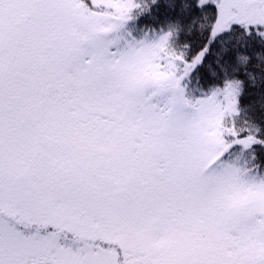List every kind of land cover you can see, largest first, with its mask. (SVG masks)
<instances>
[{
  "label": "snow or ice",
  "instance_id": "obj_1",
  "mask_svg": "<svg viewBox=\"0 0 264 264\" xmlns=\"http://www.w3.org/2000/svg\"><path fill=\"white\" fill-rule=\"evenodd\" d=\"M0 264H264V0H0Z\"/></svg>",
  "mask_w": 264,
  "mask_h": 264
}]
</instances>
